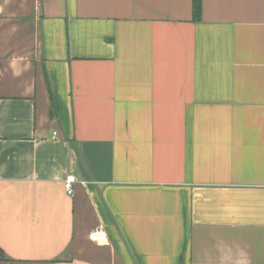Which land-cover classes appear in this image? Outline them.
Segmentation results:
<instances>
[{
	"label": "crops",
	"instance_id": "obj_1",
	"mask_svg": "<svg viewBox=\"0 0 264 264\" xmlns=\"http://www.w3.org/2000/svg\"><path fill=\"white\" fill-rule=\"evenodd\" d=\"M0 248L264 264V0H0Z\"/></svg>",
	"mask_w": 264,
	"mask_h": 264
},
{
	"label": "built area",
	"instance_id": "obj_2",
	"mask_svg": "<svg viewBox=\"0 0 264 264\" xmlns=\"http://www.w3.org/2000/svg\"><path fill=\"white\" fill-rule=\"evenodd\" d=\"M77 182V178L74 175H69L64 180L63 186L68 196H75V185ZM89 240L94 244L104 246L109 243V235L104 228L98 227L91 231L89 234Z\"/></svg>",
	"mask_w": 264,
	"mask_h": 264
},
{
	"label": "trees",
	"instance_id": "obj_3",
	"mask_svg": "<svg viewBox=\"0 0 264 264\" xmlns=\"http://www.w3.org/2000/svg\"><path fill=\"white\" fill-rule=\"evenodd\" d=\"M202 0H194V15L198 18L201 14ZM0 260H4V252L0 248Z\"/></svg>",
	"mask_w": 264,
	"mask_h": 264
}]
</instances>
